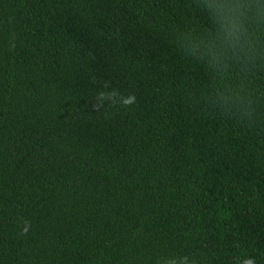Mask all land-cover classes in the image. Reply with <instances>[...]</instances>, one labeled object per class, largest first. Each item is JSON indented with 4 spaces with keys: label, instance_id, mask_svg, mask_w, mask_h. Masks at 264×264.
Masks as SVG:
<instances>
[{
    "label": "trees",
    "instance_id": "trees-1",
    "mask_svg": "<svg viewBox=\"0 0 264 264\" xmlns=\"http://www.w3.org/2000/svg\"><path fill=\"white\" fill-rule=\"evenodd\" d=\"M190 23L193 0H0V264H264V75L255 122L207 108Z\"/></svg>",
    "mask_w": 264,
    "mask_h": 264
},
{
    "label": "clouds",
    "instance_id": "clouds-1",
    "mask_svg": "<svg viewBox=\"0 0 264 264\" xmlns=\"http://www.w3.org/2000/svg\"><path fill=\"white\" fill-rule=\"evenodd\" d=\"M195 7L207 17V26L190 23L173 33L172 41L187 58L203 64L213 78L212 87L200 97L209 109L225 117L255 122L257 79L264 75V0H193ZM105 82L104 87H110ZM264 94V93H262ZM118 90L101 92L93 112L102 109L106 100L116 103ZM137 101L135 94L121 96L124 107ZM31 224L24 221L22 234ZM153 264H208L206 256L171 254L158 256ZM240 264H256L246 256Z\"/></svg>",
    "mask_w": 264,
    "mask_h": 264
}]
</instances>
